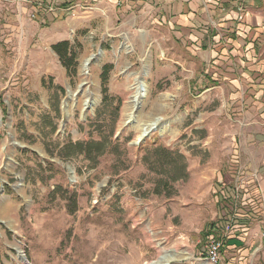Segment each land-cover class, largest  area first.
I'll return each instance as SVG.
<instances>
[{
	"label": "rangeland",
	"instance_id": "rangeland-1",
	"mask_svg": "<svg viewBox=\"0 0 264 264\" xmlns=\"http://www.w3.org/2000/svg\"><path fill=\"white\" fill-rule=\"evenodd\" d=\"M18 2L0 0V264H150L163 252L167 264H264L260 233L226 248L239 206L222 189L241 182L228 86L136 0H66L50 20ZM154 120L163 129L134 144ZM90 140L105 151L96 163L69 146ZM156 145L183 177L156 163ZM209 237L223 240L218 263Z\"/></svg>",
	"mask_w": 264,
	"mask_h": 264
},
{
	"label": "crops",
	"instance_id": "crops-1",
	"mask_svg": "<svg viewBox=\"0 0 264 264\" xmlns=\"http://www.w3.org/2000/svg\"><path fill=\"white\" fill-rule=\"evenodd\" d=\"M17 1L20 11L26 9L35 17L44 15L48 20L61 17L70 6L64 4L66 0ZM136 1L151 7L158 22L166 23L170 28L174 44L183 48L185 55L204 66L205 74L210 70L214 76L211 79L222 85L218 87L223 93L227 89L226 95L231 97V103L238 114L236 140L239 153L238 164L235 166H239L241 182L238 186L222 189V197L230 203L237 197L235 202L239 206L238 210L230 214L232 219L228 226L232 230L226 234V239H229L231 247L226 248H233L240 239H251L259 233L262 235L264 0ZM24 2H30L32 8L21 7ZM227 189L230 190L229 195L225 191Z\"/></svg>",
	"mask_w": 264,
	"mask_h": 264
},
{
	"label": "trees",
	"instance_id": "trees-1",
	"mask_svg": "<svg viewBox=\"0 0 264 264\" xmlns=\"http://www.w3.org/2000/svg\"><path fill=\"white\" fill-rule=\"evenodd\" d=\"M67 46H68L67 41H61V42H58V43L53 45V50L59 55L60 59L63 60L64 62H66L65 60L67 59L66 58V53H67V49H68ZM100 143H101L100 141L90 140V141L76 142L74 144L70 143L69 146L75 145L77 147L76 153L82 154L87 159L96 163V157L98 155L104 154V152H105V151H100V149L98 147V145H100ZM69 146H67V147H69ZM92 147H94V148H92ZM152 148H153V152H155L157 154V156L159 157L156 160V163H158V165L161 166V168L162 167L165 168V166L167 164H169L171 161H167V159L164 161L162 159L169 157V156H172L171 154H173V153H171V151L168 148L163 147L162 145H156ZM143 158L145 159V157H143ZM115 161H116V159H115ZM117 161H119V159H117ZM170 164L172 166H169V167H171V169L173 170L174 177H178V176L183 177L186 174L185 165L181 162H178L177 159L172 161ZM126 167L127 166H125L124 168H126ZM67 206H68L67 208L70 211H73V202L68 201ZM214 226L215 225L211 224V229H208L206 231V233H204V235H203L204 238H206L209 234H212L215 231Z\"/></svg>",
	"mask_w": 264,
	"mask_h": 264
},
{
	"label": "bare ground",
	"instance_id": "bare-ground-1",
	"mask_svg": "<svg viewBox=\"0 0 264 264\" xmlns=\"http://www.w3.org/2000/svg\"><path fill=\"white\" fill-rule=\"evenodd\" d=\"M89 59V58H88ZM88 59H86V61H88ZM85 61V64H86ZM84 64V65H85ZM134 83H133V99H138L143 97L146 94L147 91V86L146 84L141 81V78L139 79L138 77H135L134 79ZM156 120H154L153 122L147 123L144 126H141L139 129V134L137 136L138 140L139 139H143L141 137H143L145 134H147L149 131H152L154 129H163V125H159L158 123L155 122ZM173 257L171 255H169L166 252H163L156 260L150 262V264H167V262H169Z\"/></svg>",
	"mask_w": 264,
	"mask_h": 264
},
{
	"label": "built area",
	"instance_id": "built-area-1",
	"mask_svg": "<svg viewBox=\"0 0 264 264\" xmlns=\"http://www.w3.org/2000/svg\"><path fill=\"white\" fill-rule=\"evenodd\" d=\"M66 10H69L67 8ZM34 16V14H32ZM262 237L264 238V232L262 233ZM223 240H217L214 237H209V240L207 242L206 246V252L209 256V259L215 263H218L221 259V249L223 247Z\"/></svg>",
	"mask_w": 264,
	"mask_h": 264
},
{
	"label": "water",
	"instance_id": "water-1",
	"mask_svg": "<svg viewBox=\"0 0 264 264\" xmlns=\"http://www.w3.org/2000/svg\"><path fill=\"white\" fill-rule=\"evenodd\" d=\"M143 140H144V138L143 139H139V140L135 141L134 144H138L139 142H141Z\"/></svg>",
	"mask_w": 264,
	"mask_h": 264
}]
</instances>
